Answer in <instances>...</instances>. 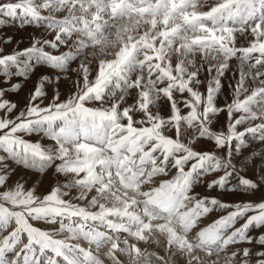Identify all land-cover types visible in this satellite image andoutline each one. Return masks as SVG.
I'll return each instance as SVG.
<instances>
[{
    "label": "snow or ice",
    "instance_id": "6c2138e0",
    "mask_svg": "<svg viewBox=\"0 0 264 264\" xmlns=\"http://www.w3.org/2000/svg\"><path fill=\"white\" fill-rule=\"evenodd\" d=\"M9 24L36 31L0 33V264H264V0H0Z\"/></svg>",
    "mask_w": 264,
    "mask_h": 264
},
{
    "label": "rangeland",
    "instance_id": "374dc122",
    "mask_svg": "<svg viewBox=\"0 0 264 264\" xmlns=\"http://www.w3.org/2000/svg\"><path fill=\"white\" fill-rule=\"evenodd\" d=\"M31 27L26 28H19L16 26V24H9L3 27H0V33H3L5 37L11 36L13 38L12 43L5 46L6 51H10L15 45L17 41H22V43L19 44L20 48L28 46V43L30 41V38L32 34L35 32ZM38 34V33H37ZM233 63V69L227 73H225V76L222 80V83L224 84V88L222 89V94L220 97L217 98L218 103H222L225 96H229L230 92L228 89V83L232 80V71L235 70V61ZM75 66V65H73ZM95 71V66H93V74ZM75 77L73 76V79ZM38 79V75H34L29 81H27L23 87V90L19 93H9L8 98L15 101L19 107H23L27 100V94L28 92L33 88V85L36 83ZM60 92H61V99H64L70 91L73 90L72 87V81L71 80H62L59 85ZM201 90H204V87H201ZM49 98H51L52 95V88H48ZM48 101L46 100L45 103ZM225 119V114H221L219 117V121L221 126L223 125ZM27 139L31 140H39V136H31L26 137ZM44 143H50V141L45 140ZM11 164V161H9ZM16 168V174L12 177V180H16L18 177L21 178L25 182L26 187H31L33 184L37 185V190L39 193L46 194L47 191L50 189V187L55 182L56 178L52 175L51 172L40 175L39 173H35L31 170L24 169L15 165H12ZM212 177H205V181L211 180ZM11 184L12 181H9ZM197 192H200L203 195H219L221 199L226 200L228 202H235L240 200H247V199H255L258 200L261 198L262 193H257L255 196H250L246 194H240V193H232V192H223L219 193L218 190H213L212 192H209V190L206 187L205 184H201L196 188ZM220 213H212L207 218H205L201 224V226H204L212 221V219L216 218L217 215ZM43 226V225H42ZM123 259V257H122Z\"/></svg>",
    "mask_w": 264,
    "mask_h": 264
}]
</instances>
